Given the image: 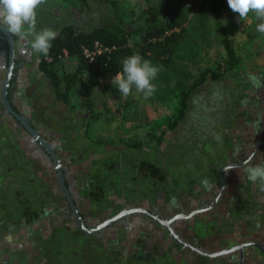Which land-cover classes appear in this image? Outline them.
<instances>
[{
  "label": "rangeland",
  "instance_id": "374dc122",
  "mask_svg": "<svg viewBox=\"0 0 264 264\" xmlns=\"http://www.w3.org/2000/svg\"><path fill=\"white\" fill-rule=\"evenodd\" d=\"M112 1L110 6L101 0H47L38 9L37 29L59 32L66 24L90 29L120 17L133 32L145 10L165 4ZM190 18L194 23L185 28V44L178 54L143 57L160 68L151 97L135 88L122 96L112 84L115 72L83 71L89 110L78 105L76 95L57 98L38 69L40 54L11 36L21 60L11 102L54 146L88 226L130 207L154 209L161 218L187 214L214 200L222 186V169L234 164L224 169V186L215 204L175 219L171 227L182 240L208 252L249 241L264 247V189L260 181L247 179L242 163L253 154V165L264 163V34L256 31L254 15L240 20L226 3L220 20L239 63L222 77L213 80L208 73L204 83L195 85L183 119L170 128L180 93L194 86L204 70H218L224 59L206 0H199ZM129 40L137 45L143 35L134 32ZM77 66L76 58L64 54L55 68L62 74ZM4 76L5 68L0 67V264L239 263L237 250L203 256L138 213L97 232L80 230L59 190L51 159L5 111ZM252 77L258 78V85ZM243 264H264V255L247 246Z\"/></svg>",
  "mask_w": 264,
  "mask_h": 264
},
{
  "label": "trees",
  "instance_id": "16d2710c",
  "mask_svg": "<svg viewBox=\"0 0 264 264\" xmlns=\"http://www.w3.org/2000/svg\"><path fill=\"white\" fill-rule=\"evenodd\" d=\"M101 1L110 6L114 4L112 0ZM198 2L199 0H165V4L159 10H145L140 17V23L136 25L137 29L133 32L125 29L124 21L120 17L90 29L66 24L61 27L57 38L52 42L48 56L40 54L38 69L50 81L57 98L65 100L69 94L76 95L78 105L89 110L90 102L88 103L84 97V81L81 75L83 71H93L95 75L121 72L124 58L133 53H139L142 57L152 54L155 58L165 54H178L185 44V28H190L194 23L190 14ZM206 3L220 32V42L224 50L223 64L217 68L218 70H204L194 86L180 93L179 106L170 128L183 119L188 106V97L195 85L204 83L209 74L208 77L213 80L222 77L225 73L234 70L240 60L220 20L221 10L226 6L227 0H206ZM160 19H164L165 23ZM176 28L178 30H174ZM171 29L172 31L167 32ZM134 32L143 35V41L137 42V45H133L129 40ZM95 41H98L106 50L95 54L93 60H89L82 51L84 47L92 48ZM64 54L76 58L78 66L73 72L60 74L55 65ZM17 68L12 75L13 84ZM11 95L12 86L8 99L11 106L17 110L12 105Z\"/></svg>",
  "mask_w": 264,
  "mask_h": 264
},
{
  "label": "clouds",
  "instance_id": "9594fccd",
  "mask_svg": "<svg viewBox=\"0 0 264 264\" xmlns=\"http://www.w3.org/2000/svg\"><path fill=\"white\" fill-rule=\"evenodd\" d=\"M47 3V0H0V29L6 31L22 45L24 43L33 53L47 57L52 42L58 32L51 27L37 29L38 9ZM229 8L239 14L240 20H246L250 14L258 21L256 31L264 34V0H227ZM160 68L150 60L143 58L139 53H133L124 58L122 71L112 78V84L119 89V93L127 97L133 88L143 93L145 98L151 97L156 86L153 83ZM257 85L259 80L252 77ZM253 155H249L242 163L245 165L247 179L253 183L260 181L264 189V163L252 164ZM235 168L232 166L225 171Z\"/></svg>",
  "mask_w": 264,
  "mask_h": 264
},
{
  "label": "water",
  "instance_id": "95a60500",
  "mask_svg": "<svg viewBox=\"0 0 264 264\" xmlns=\"http://www.w3.org/2000/svg\"><path fill=\"white\" fill-rule=\"evenodd\" d=\"M0 30L6 36V39L8 41V45H9V63H8V67L6 69L4 79L2 81L1 102L4 105L5 111L10 116H13L23 126V128L25 129L27 134H29L32 142L35 143L40 149L44 150L46 152L47 156L51 159L52 164H53V168L56 172L59 190L62 193V195L64 196V198L67 202V205L70 209L71 215L73 216L74 221L80 230H82L85 233L97 232V231H100L101 229L113 224L115 221H117L118 219H120L122 217H126L127 215H130L133 213H138V214H142V215L148 217L149 219H151V220L157 222L158 224H160L161 226H163L166 229L167 233L170 235V237L174 241L179 243L181 246H183L189 250H192L198 254H201L203 256L218 257V256H221V255H224V254H227V253H230L232 251L237 250L239 252V263L238 264H243L244 248L247 246H254V247L259 248V250L264 255V247L261 244H259L257 242H253V241L238 243V244L232 245L230 247H226V248L216 250L213 252L204 251V250H201L200 248L182 240L175 233L173 228L171 227V223L175 219L188 218L196 212L204 211L206 209L211 208L215 204V202L218 200L219 195L222 191V187L224 186V182H225L224 169L227 167H230V166H234V164H228V165L224 166V169H222V171H221L222 186H221L220 190L218 191V193L216 194V197L214 198V200L211 201L209 204H207L203 207L194 209L187 214L178 213V214H175L169 218H161L158 215L149 212L147 209H145L143 207H130V208H123L119 212L115 213L114 215H112L108 218L103 219L102 221L98 222L97 224H95L93 226H88L85 223L83 217L81 216V214H80V212L76 206L75 199L72 197L70 190H69V187L65 183L63 167H62V165L59 161V158H58V156L54 150V146L51 145L49 142H47L39 134V132L30 124V122L27 120V118H25L22 114H20L17 110H15L9 102V99L7 97V87L9 85V80L11 77L12 66H13V55H14L13 40H12L10 34H8L6 31H4L2 29H0ZM260 143H262V141L259 142L258 144H260ZM235 165H237V164H235Z\"/></svg>",
  "mask_w": 264,
  "mask_h": 264
},
{
  "label": "flooded vegetation",
  "instance_id": "af4514ba",
  "mask_svg": "<svg viewBox=\"0 0 264 264\" xmlns=\"http://www.w3.org/2000/svg\"><path fill=\"white\" fill-rule=\"evenodd\" d=\"M13 49H14L13 66H12L11 77H10V80H9V85L7 87V97H8L9 90H10L11 86L13 85V82H11V79H12V75L14 73V69H16L18 67V65L21 63V60H18L17 57H16V55H15L16 52H15V48H14V41H13ZM0 57H1V59H0V67L5 68V73H6V69H7L8 63H9V45H8V41L6 39V36L3 34V32L1 30H0ZM10 99L12 100V98H10ZM12 105H13V103H12ZM148 211L151 212V213H153V214L158 215L157 211L154 210V209L151 210V211L150 210H148Z\"/></svg>",
  "mask_w": 264,
  "mask_h": 264
},
{
  "label": "built area",
  "instance_id": "2783aa9c",
  "mask_svg": "<svg viewBox=\"0 0 264 264\" xmlns=\"http://www.w3.org/2000/svg\"><path fill=\"white\" fill-rule=\"evenodd\" d=\"M106 50V48L102 47L98 41H95L92 48L84 47L83 54L89 58V60H93L95 54H98L102 51Z\"/></svg>",
  "mask_w": 264,
  "mask_h": 264
}]
</instances>
